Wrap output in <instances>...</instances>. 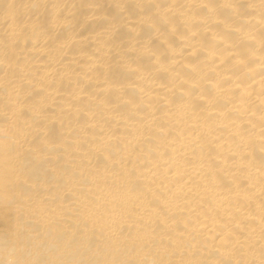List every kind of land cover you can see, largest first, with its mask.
Wrapping results in <instances>:
<instances>
[{"label":"bare ground","instance_id":"bare-ground-1","mask_svg":"<svg viewBox=\"0 0 264 264\" xmlns=\"http://www.w3.org/2000/svg\"><path fill=\"white\" fill-rule=\"evenodd\" d=\"M0 264H264V0H0Z\"/></svg>","mask_w":264,"mask_h":264}]
</instances>
